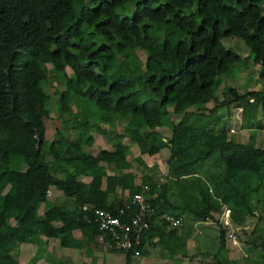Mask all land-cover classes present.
<instances>
[{
	"label": "trees",
	"instance_id": "trees-1",
	"mask_svg": "<svg viewBox=\"0 0 264 264\" xmlns=\"http://www.w3.org/2000/svg\"><path fill=\"white\" fill-rule=\"evenodd\" d=\"M224 37L241 39L248 55L222 44ZM134 48L146 52L141 68ZM241 60L257 65L264 81V0H0V264H17L12 251L21 243L40 247L57 238L61 247H79L74 231L88 242L103 235L108 243L95 210L111 211L129 226L138 212L131 199L144 183L143 199L156 212L141 216L147 229L126 250L106 246L124 255L123 264L153 245L166 259L193 257L186 244L194 225L224 207L234 225H243L253 215L249 197L264 201V147L253 140L255 131L264 133L257 117L264 90L227 85L220 99L214 95L220 76ZM49 75L63 83L58 116L69 115L53 124L50 139ZM229 101L240 107V128L249 133L244 142L229 138L217 115ZM91 103L99 112L89 111ZM167 107L181 114L176 123L166 121ZM123 118L121 133L102 126ZM164 123L167 141L153 130ZM93 131L113 150L97 148ZM163 147L165 182L146 174L134 184L127 155ZM49 186L71 198L72 208L49 204ZM117 189L126 192L111 200ZM162 214L180 218L181 226L169 227ZM225 231L220 225L216 246L197 252L195 264H240L223 255ZM258 245L264 264V235Z\"/></svg>",
	"mask_w": 264,
	"mask_h": 264
},
{
	"label": "rangeland",
	"instance_id": "rangeland-1",
	"mask_svg": "<svg viewBox=\"0 0 264 264\" xmlns=\"http://www.w3.org/2000/svg\"><path fill=\"white\" fill-rule=\"evenodd\" d=\"M221 41L222 44L235 50L241 57H243L244 55H248L246 54L247 47L242 42L241 39L237 37H224L221 39ZM133 53L135 54L136 57L135 59L141 68L145 59V54H146L145 50L141 48H134ZM121 58L122 56H118V59ZM248 62L245 63V60H241L238 63L232 64L229 67V70L226 73H224L222 76H220L219 87L214 91V95L223 96L222 93L224 90L223 87L227 85H231L235 87L238 92H244L247 91L248 89L257 90V91L264 90V81L257 76L258 66L250 61ZM249 66H252V71H250L251 68L250 69L248 68ZM65 72L69 73L70 70L66 67ZM44 88L48 94V99H49V118L53 120V122L48 120L45 121V127L48 130L47 137L48 139H50L52 136L51 132L53 130V124H59L61 122L60 121L61 118L63 119L68 118L69 115L68 113L65 112L61 116H58L57 109L55 108L59 97L58 92L63 88V83L57 77L53 75H49V78L45 83ZM68 106L72 112L75 111V105L73 104L72 101L68 102ZM88 109L92 114L94 112H99V110L94 105V103L89 104ZM257 117L264 119V103L261 106H259V108L257 109ZM118 125L119 126H117V128L114 127L113 123L103 124L102 126L109 132H113V131L121 130L123 128L121 127L120 124ZM74 133H75L74 130L67 131V133H65V137L67 139H71ZM91 134L93 135V138L95 141H97V143L99 142L98 140L102 138L101 135L99 133H96L95 131L91 132ZM254 136H255V145L264 147L263 131L262 130L255 131ZM104 144H107V142L105 141ZM94 145L98 146V148L100 147L99 144L97 145L94 144ZM84 149L88 151L87 147H84ZM135 153H136L135 151H132L128 154V157H130L131 167L133 168L135 167L137 171H142L144 169V165H147V163L145 161H144L145 163H141L138 162L137 159H134ZM142 158H145L146 160H150V158L147 155H141L140 160ZM45 159L50 161V158L48 156H46ZM108 170L112 171V167L111 169ZM58 175L59 174H57V176ZM49 187H54V186H49ZM49 197H50V190L47 191V200L49 204L53 205L52 202H50L51 197L50 198ZM262 198L260 197L258 199L254 194L249 197L248 204L250 206L251 211L253 212V215L246 217L243 222V225L241 226H236L230 221L229 212H228V218H229L228 223H225L223 221V217H221L222 210L218 213L213 214L214 219L205 220L203 222L194 225L193 236L187 240V244H186L188 252L195 253L193 257H184V258L175 257L171 259L169 258L161 259L163 258L161 256V254L163 253V249L160 247V245H153L147 249V253L145 255L139 257L131 256L129 258V261L127 260L128 262L127 264H195L196 261L201 258L199 257L197 252H199L200 250H209V249L211 250L214 248V246H216L217 241L215 240L216 239L215 236L220 225L221 227H224L226 230L223 255L228 260L240 264H261V252L258 244L261 237H263L264 235V201L262 200ZM62 199L72 200L71 198L65 197L64 195H62ZM231 231L233 232L232 237L234 236L233 238L235 242H233L232 237L228 236V233H230ZM99 237L100 235H97L96 237L98 242L95 243L94 240V242H90L91 245H88L92 251L94 250L95 251L92 252L89 249L87 252H89L90 254L87 255L88 253H86L87 257L85 254H83L82 250H75L72 254L68 253L66 257L57 255V262L53 260L54 262L51 261L50 263L53 262V264H62V262H65L64 264H79L81 262L78 260H81L85 262L83 264H123L124 255L120 252L107 249L106 247L107 244L103 242ZM50 240H52L51 241L53 242L52 244L54 245L57 244L56 240L55 241H53L54 239H50ZM46 245H47V240L45 241V246ZM40 250L41 249H36L34 251V254H38ZM12 254L14 255L15 258L17 257L18 260L17 263L19 264L27 263L28 261L26 260L27 257L19 260L18 257L20 255L18 254V252L12 251ZM34 258L35 257H33L32 259V257H30V259H32V263L38 264V261H36V259ZM39 264H43V262H40Z\"/></svg>",
	"mask_w": 264,
	"mask_h": 264
},
{
	"label": "crops",
	"instance_id": "crops-1",
	"mask_svg": "<svg viewBox=\"0 0 264 264\" xmlns=\"http://www.w3.org/2000/svg\"><path fill=\"white\" fill-rule=\"evenodd\" d=\"M248 68L249 69L251 68L250 71H252V66H249ZM257 71H258V69H257ZM250 73H252V72H250ZM249 90L250 89H248V91ZM216 96L218 99H220L219 98L220 95H216ZM228 104H229V109H227L226 106H224V105L223 106L221 105L220 107H218L217 108V115H219L222 119L225 120L226 131H227L228 137L232 138L233 140L244 142V141H246V139L248 140L249 133H248V131L240 128V107L237 106V104L235 102H232V101H229ZM212 105H213V101L210 100V101H207L204 106L206 108H209ZM167 110L169 112V116L166 119V121L169 123H176L181 114L171 112L172 111L171 107H167ZM205 111H206V109H205ZM127 120H128L127 118L115 119L112 121V123L114 124V127H116V128H117V126H119L118 124H120L121 127H124ZM122 129L117 130L115 132L121 133ZM153 130L158 132L161 135L163 141H167V139L171 135V130H170V127L168 126L167 123L166 124L164 123L160 126H155ZM253 135H255V134H253ZM92 137H93V135H92ZM101 137L102 138L98 140L99 141L98 143L93 138V144H96V145L99 144L100 149H106L108 151L113 150L112 144L102 135H101ZM252 138H253V136H252ZM103 139L107 142V144H104L105 141ZM124 139H126V137ZM253 140L255 142V136H254ZM96 147L98 148V146H96ZM133 151L136 152L134 159H137V161L141 162V163H145V162L147 163V165H144V169L142 171H137L135 169V167L134 168L131 167L130 157H128V155H127V157H126L127 162H128L127 170L131 171L134 174L133 175L134 176V181H133L134 184L139 185L142 182L143 176L146 174L151 175L152 177H156L157 179H160V183L165 182L164 176L167 173L166 159H167L168 154H169V151L167 148H165V147L161 148L159 150V152L154 154V155H149V156L147 155L150 158V160H146L145 158H142L141 159L142 161L138 157L137 150L135 149ZM162 161H163V163H162ZM110 166L112 167V171L108 170V169H111ZM108 167L106 168V172L108 174H111L112 172H114V165L113 164H110ZM79 179H81L82 181H85V182H87L89 180L88 177H85L82 175L79 176ZM49 190H50V197H51L50 202H52V204L63 205L67 209L72 208V204H73L72 200H63L62 194L58 189H57L58 190L57 191L54 187H48V191ZM125 192H126V190L120 191L119 189H117L115 193L111 194L110 199L113 200L117 196H121ZM57 202H58V204H57ZM54 224H57V223H54ZM96 237H95V242H98ZM73 238L79 242V244H80L79 247H61L58 243L57 238H48V239H46L47 240L46 246H45V243L43 245H41L40 247L35 246L34 244H31V243H21V244H19L17 249L13 250V252H18V254L20 255L18 257L19 260L27 257L26 260H28V261L26 264H33L32 263L33 257H35L34 259H36V261H38V264L40 262H43V264H53L54 261L57 262V255L58 256L60 255L62 257H66V255H68V253L72 254L75 250H82L83 254L86 255V253H88L87 255H89L90 253L87 251L89 249L91 250V248L88 246V245H91V243L88 242L86 240V238L84 236H81L77 231L73 232ZM50 239H54L53 241L56 240L57 244L56 245L52 244L53 242H51L52 240H50ZM30 245H33V246H30ZM48 245H50V246H48ZM36 249H41L38 254H34V251ZM94 251H92V252H94ZM87 255H86V257H87ZM30 257H32V259H30ZM102 257H103V255H102ZM15 259L18 262L17 257ZM161 259H164V258H161ZM51 261H53V262L50 263ZM78 261L81 262L79 264L85 263L81 260H78ZM71 262H73V261H71ZM59 263H60V261H59ZM64 263L65 262H62V264H64ZM123 263H124V260H123ZM17 264H19V263H17Z\"/></svg>",
	"mask_w": 264,
	"mask_h": 264
},
{
	"label": "built area",
	"instance_id": "built-area-1",
	"mask_svg": "<svg viewBox=\"0 0 264 264\" xmlns=\"http://www.w3.org/2000/svg\"><path fill=\"white\" fill-rule=\"evenodd\" d=\"M158 181L160 183V179H158ZM147 190L148 185L146 183L142 184L140 192L135 193L131 199V203H134L138 206V215L136 214L133 217L129 218L130 227L125 222H122L118 215L113 214L111 211L101 209L95 210V220L98 224V229L100 231L108 233L109 235V240L107 241L108 243H106L107 246L126 250L138 243L139 233L142 230L147 229L148 227V221L146 219H142L143 215L145 213V215H147L155 212L154 208L149 203H146L143 199L142 192H145ZM223 211L221 217H223V221L225 223H228L229 210L227 208H223ZM118 212L122 213L123 210L119 209ZM161 217L165 218L169 227H180L182 224V220L180 218H175L174 216L167 214H162ZM232 233V231L228 233V236L232 237ZM102 236L100 235L99 238L103 241ZM233 237V242H235Z\"/></svg>",
	"mask_w": 264,
	"mask_h": 264
}]
</instances>
